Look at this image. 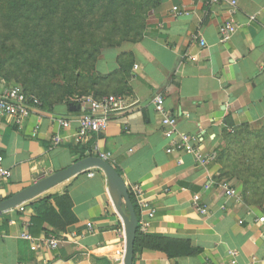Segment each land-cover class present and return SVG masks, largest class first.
I'll return each mask as SVG.
<instances>
[{
  "label": "crops",
  "instance_id": "1",
  "mask_svg": "<svg viewBox=\"0 0 264 264\" xmlns=\"http://www.w3.org/2000/svg\"><path fill=\"white\" fill-rule=\"evenodd\" d=\"M148 5L140 41L103 51L95 64L102 84L98 95L90 96L124 97L134 105L110 115L105 132L78 145L74 135L83 108L68 97L42 106L21 124L12 117L0 119V158L11 171L0 186V203L84 155L98 157V146L121 172L138 229L191 242L200 250L197 256L169 259L163 252L144 249L134 264H264V228L257 222L262 213L241 197L226 195L219 162L225 131L264 125V0H238L236 15L227 5L208 0H150ZM175 7L183 14H175ZM229 22L237 30L222 45L220 28ZM10 87L0 80V93ZM158 95L177 120L178 134L198 136L204 153H216L214 162L200 164L192 155L167 153L169 142L153 102ZM58 119L70 120L71 126L62 127ZM57 134L64 141L54 147ZM135 185L143 189L154 217L145 215L131 194ZM56 196H68L71 207L54 199L44 202ZM25 232L33 241L23 239ZM47 238L57 240L59 248L32 250L35 242ZM122 248L126 250L123 220L99 169L0 214V264H124L115 261Z\"/></svg>",
  "mask_w": 264,
  "mask_h": 264
},
{
  "label": "trees",
  "instance_id": "2",
  "mask_svg": "<svg viewBox=\"0 0 264 264\" xmlns=\"http://www.w3.org/2000/svg\"><path fill=\"white\" fill-rule=\"evenodd\" d=\"M71 1L74 4V11L80 13L82 17H77L76 20L78 21H73L71 25L65 27L69 34L56 37L49 30L52 23H47L45 18H48L47 10L52 11L53 14H58L61 11L62 6L57 0L53 4L43 1L42 5H36L34 0H0V17L6 24L7 33L14 38L17 31L21 29L22 39L29 45V52L36 51V54H40L41 51H46V55H43L45 59L41 58L43 60L41 65L40 61L35 59V54L29 56L28 53V57L20 55L28 63V70L19 69V75H16L14 79L15 82L21 84L27 94L36 95L44 107L64 101L67 97L75 102L78 98L97 93V87L102 83L100 82L101 78L95 76L94 68L99 57L102 56V52L119 48L124 43H136L143 36L137 34V40L129 38L117 42L112 36L99 37L104 27H110L109 30L112 32H122L125 36L130 34L133 23V19L130 17L125 18V23L119 27L112 14H110L112 17L109 18V23L105 15L98 19H89L91 11L116 4L119 0H107L106 4L103 3L105 0ZM146 2L149 3L150 0H146ZM64 8L67 7L64 6ZM86 9L87 12H84ZM146 15L147 11L141 18L145 25ZM61 24L58 22L57 30L62 29ZM18 25H20L19 28ZM113 27L118 28L114 31ZM7 37L10 36L7 35ZM29 57L31 58L29 59ZM101 96L93 97L100 100ZM240 130L241 127L233 129L234 133H231L232 130L230 132L225 131L224 142L219 148L220 163L229 146V138H236ZM86 157L88 156H83V158ZM116 170L121 175V172ZM52 199L56 203L64 204L65 208L71 207L68 196L62 198L56 196L48 198L44 202H49ZM144 249L163 252L168 255L169 259L184 256L193 257L200 253V250L196 249L191 242L170 241L163 237L146 235L138 229L135 241V258Z\"/></svg>",
  "mask_w": 264,
  "mask_h": 264
},
{
  "label": "rangeland",
  "instance_id": "3",
  "mask_svg": "<svg viewBox=\"0 0 264 264\" xmlns=\"http://www.w3.org/2000/svg\"><path fill=\"white\" fill-rule=\"evenodd\" d=\"M43 1L53 4L55 0H34V3L42 5ZM57 1L62 6L61 11L58 14H53L52 11L47 10L48 18H45V20L47 23H52L49 30L56 37L61 35L66 36L69 34V31L65 30V27L71 25L73 21H78L76 18L82 17V15L74 11V4L71 0ZM123 1L119 0L116 4L114 3L108 7L91 11L89 19H98L105 15L109 23V18L112 17L110 14H112L119 27V25L125 23V18L130 17L133 19L130 34L125 36L122 32H112L109 30L110 27H104L99 37L106 38L112 36L117 42L121 39L129 38L137 40V34L141 36L145 35L146 27L141 18L149 10L148 3L146 0ZM103 3L106 4L107 0ZM64 6L67 8H64ZM84 12H87V9ZM58 22L62 23L60 25L62 29L57 30ZM5 25V22L0 17V80L10 86H21L14 79L16 75H19V69L28 70V63L20 55L28 57V53L29 56L35 54V59H38L41 65L42 59H45L43 55H46V51L43 50L40 54H36V51L29 52V45L22 39L21 29L17 31V34L13 38L7 33ZM19 27L20 25H18ZM118 27H113L112 29L115 31ZM7 35L10 37H7ZM231 133H234V131H231ZM228 141L229 146L221 161L224 180L229 186L238 191L241 199L247 205L256 208L262 213L261 215H264V125H244L241 127L240 133L236 138H229Z\"/></svg>",
  "mask_w": 264,
  "mask_h": 264
},
{
  "label": "built area",
  "instance_id": "4",
  "mask_svg": "<svg viewBox=\"0 0 264 264\" xmlns=\"http://www.w3.org/2000/svg\"><path fill=\"white\" fill-rule=\"evenodd\" d=\"M208 3L211 5H227L231 15H236L238 11V0H208ZM173 12L177 15L183 14V11L179 7H175ZM236 30L237 27L233 22L222 26L220 28L219 43L227 45L231 42ZM201 45L205 46L206 43L202 40ZM153 102L155 111L160 116L162 126L165 130L164 136L169 142L168 154L185 153L192 155L200 164L214 162L216 160L217 155L215 152H203L201 140L198 136L178 134L176 128L177 120L166 110L165 99L162 95L156 96ZM76 103L83 108V114L79 121L80 127L74 135L75 142L78 145L85 144L92 136L105 132L110 125V115L117 112H124L134 106L129 105L124 97L116 96H107L100 100H96L92 96H87L78 98ZM42 106L43 103L39 98L27 94L23 87L19 85L7 88L0 93V119L12 117L18 124H21ZM57 122L64 128L71 126L70 120L58 119ZM63 141L64 137L61 134H57L52 139V144L54 147H57ZM95 151L98 153L99 158L109 162L111 157L109 153L102 152L98 146L95 147ZM2 162L3 159L0 158V186L3 182L11 178V171L4 168ZM90 176H93V174ZM223 189L228 197L238 198L239 201L241 200L238 191L227 183L223 184ZM130 192L138 202L143 213L150 218L154 217L155 210L150 207L148 201L145 199V194L141 186L135 185L131 187ZM197 210L201 214L207 213L206 208L197 207ZM257 222L264 228V215L259 216ZM239 223L243 225L244 222L240 221ZM88 226L91 228L90 224ZM142 232L145 233V228L142 229ZM22 237L25 240L33 241L28 232L23 233ZM41 248L56 250L59 248V242L54 238H47L35 242L32 246L33 251ZM232 255H235V253H232ZM115 257V261L122 262L125 258V249L117 250Z\"/></svg>",
  "mask_w": 264,
  "mask_h": 264
},
{
  "label": "water",
  "instance_id": "5",
  "mask_svg": "<svg viewBox=\"0 0 264 264\" xmlns=\"http://www.w3.org/2000/svg\"><path fill=\"white\" fill-rule=\"evenodd\" d=\"M92 169L103 171L106 176L109 194L119 216L123 220L126 250L124 264H134L135 241L137 237L139 219L134 204L123 178L113 165L99 157H87L71 167L55 173L50 177L36 183L32 187L18 193L12 198L0 203V214L9 212L19 206L41 196L53 187Z\"/></svg>",
  "mask_w": 264,
  "mask_h": 264
}]
</instances>
